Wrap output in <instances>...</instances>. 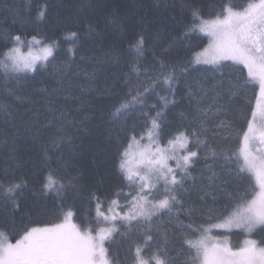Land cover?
<instances>
[{
    "label": "snow or ice",
    "instance_id": "6c2138e0",
    "mask_svg": "<svg viewBox=\"0 0 264 264\" xmlns=\"http://www.w3.org/2000/svg\"><path fill=\"white\" fill-rule=\"evenodd\" d=\"M188 7L192 20L169 47L192 34H203L208 43L199 51H190L185 61L172 65L155 62L153 53V66L145 68L141 62L148 37L135 33L129 45L136 62L129 66L128 75L139 80L143 71L151 80L137 86L125 80L128 92L117 99L108 116L123 134L117 141V169L122 183L131 190L125 193L121 188L107 202L93 192L88 210L81 214L65 203L80 186L79 177L66 174V162L49 167L40 191L54 194L58 213L21 225L19 230L15 225L0 227V264H264V0H216L207 17L194 4ZM45 15L41 10L38 19ZM87 31H94L92 25ZM63 39L76 44L80 37L76 31H68ZM0 40L6 45L0 52L6 81L16 80L22 73H39L49 65L56 67L52 62L59 40L45 42L36 35L28 39L11 32L0 33ZM115 59L119 62V57ZM197 65H210L212 75L199 81L196 91L189 89L187 95L197 101L195 109L190 118L181 114L186 123L178 124L165 141L164 130L170 127L166 110L176 104V85L196 71ZM94 76L95 70L90 80ZM161 83L173 98L161 97V105L149 107L147 98ZM6 91L20 102L27 99L15 90ZM41 91L54 95L58 89ZM106 91L115 94L112 89ZM209 98L211 103L205 105ZM241 98L246 106H237ZM52 104L49 101L47 111L52 115L47 122L33 125L34 141L42 129L56 130L40 145L45 164L53 159L47 154L50 146L75 149L74 141L80 139L77 134L88 131L84 119L77 127L70 110ZM12 107L10 103L0 106L9 120L14 115ZM136 112L144 117L139 134L135 127H127V118ZM237 121L241 122L239 128ZM69 127L75 132H68ZM201 159L205 168L199 177H193V165ZM188 181L191 184L186 187ZM26 187L22 179L6 187L0 184L9 197L22 194ZM193 191L197 200L191 199ZM12 203L19 207L15 199ZM197 216H206L211 222L207 226L196 223ZM233 235L243 239L233 243ZM117 236L129 242L123 262L111 249Z\"/></svg>",
    "mask_w": 264,
    "mask_h": 264
},
{
    "label": "trees",
    "instance_id": "16d2710c",
    "mask_svg": "<svg viewBox=\"0 0 264 264\" xmlns=\"http://www.w3.org/2000/svg\"><path fill=\"white\" fill-rule=\"evenodd\" d=\"M214 3L216 0H0V33L11 32L28 39L36 35L45 42L52 39L60 41L56 59L52 62L56 67L49 65L39 73L21 74L16 80L7 81L0 69V106L10 103L14 113L9 120L0 112V184L6 187L10 182L21 179L27 184L24 192L15 197H9L0 188V227L11 229L15 225L19 230L21 225L51 218V214L58 213L59 209L55 207L58 201L54 199V194L44 195L40 188L49 167L57 168L60 163L68 164L65 170L68 176L74 175L80 179V186L65 203L72 204L81 214L88 210V200L93 192L107 202L121 188L125 193L131 190L122 183L117 169V141L123 134L119 132L120 126L113 125L108 116L112 105L128 92L125 80L133 86L147 84L151 80V76L143 71L139 80L128 75L129 66L136 62L129 52V45L134 34L142 32L148 37L145 60L141 62L145 68L151 69L153 66V53L155 62L163 60L168 65L179 64L188 58L190 51H199L208 43L203 34H192L190 38L169 47L170 42L178 34L182 35L184 26L192 20L188 5L199 7L207 17ZM41 10L46 15L38 19ZM89 25L94 28L93 32L87 31ZM68 31L79 34L80 39L76 44L63 39ZM70 48L75 50L74 53L69 52ZM4 50L5 42L0 40V52ZM116 57H119V62H116ZM57 69H63V72ZM196 69L186 78L182 77L176 85V104L166 110V123L170 127L164 130L165 141L168 134L174 132L183 121L181 114L190 118L195 109L197 101L189 98V89L196 91L198 82L212 75L211 66L197 65ZM94 70V80H90ZM229 71L225 69L226 73ZM6 88L15 90L27 99L23 102L15 100ZM44 88L49 92L56 88L58 92L46 95L41 91ZM108 89H112L115 94L107 93ZM248 95L251 96V93ZM64 96L69 99L65 100ZM165 96L173 98L167 86L161 83L154 93L149 94L147 104L149 107L159 106L162 104L160 98ZM49 101H54L51 105L54 108L70 110L76 118L77 127L78 122L84 119L88 131L77 134L80 139L74 141L75 149L50 146L47 154L53 159L50 164H45L44 151L40 145L41 142H48L56 130L42 129V134L35 141L32 136L35 127L46 123L52 115L47 111ZM203 103H211V99ZM236 103L237 106L247 105L243 98ZM157 110L160 108L157 107ZM144 111L148 112L149 108ZM150 115L154 116L155 111L150 112ZM143 123L144 117L140 112L127 118V127H135L137 134L143 130ZM240 123L237 121V128ZM29 128L32 131H28ZM67 131L74 133L75 129L69 127ZM231 146L236 147L234 142ZM204 168L203 159L197 161L193 165L192 176L199 177ZM190 184L191 181H188L185 186ZM13 199L19 204L18 208L13 206ZM191 199L197 200L195 191ZM120 203H124L123 198ZM92 207L94 209V204ZM46 212L48 216L44 215ZM195 220L205 226L211 222L206 216H197ZM132 239L136 240L138 236ZM232 239L242 240L243 237L233 235ZM176 247L179 248L178 234ZM128 248V240L119 236L111 245L113 254L121 262L128 255Z\"/></svg>",
    "mask_w": 264,
    "mask_h": 264
},
{
    "label": "rangeland",
    "instance_id": "374dc122",
    "mask_svg": "<svg viewBox=\"0 0 264 264\" xmlns=\"http://www.w3.org/2000/svg\"><path fill=\"white\" fill-rule=\"evenodd\" d=\"M24 51H27V49H24ZM203 66V65H202ZM207 66H210V65H207ZM23 74V73H22ZM27 74H32V73H27ZM21 75V74H20ZM232 241H233V243H236V242H238V241H240V240H233L232 239Z\"/></svg>",
    "mask_w": 264,
    "mask_h": 264
}]
</instances>
